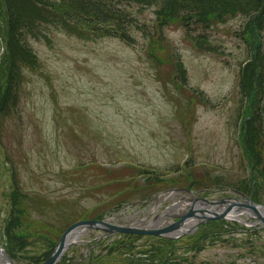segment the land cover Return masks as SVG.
Listing matches in <instances>:
<instances>
[{
  "label": "rangeland",
  "instance_id": "1",
  "mask_svg": "<svg viewBox=\"0 0 264 264\" xmlns=\"http://www.w3.org/2000/svg\"><path fill=\"white\" fill-rule=\"evenodd\" d=\"M140 7L135 4L129 8L137 19L132 25L135 42L131 44L114 37L81 39L54 25H45L28 38L39 66L25 71L19 105L0 134L5 181L0 192V243H6L3 229L12 209L9 163L23 188L43 191L51 201L63 200L60 207L25 204L33 222L27 224L32 226L30 237L18 252L17 264H29L31 258L46 250V238L58 240L64 232L62 221L93 218L102 209L105 216H113L121 224L167 225L183 214L194 198L185 190L170 189L175 186H190L197 195L211 200L241 199L233 188H244L240 183L247 177L246 160L238 143L239 75L242 61L250 52L240 36L246 15H233L226 22L213 24L212 29L166 26L167 44H162L155 57L145 48L149 31L154 30L156 6ZM6 16V12L0 14V63L7 53ZM192 35L205 37L201 46ZM175 49L187 70L185 82L201 91L205 102L189 91L181 93L175 81L164 87L158 78L159 72L176 75ZM190 99L194 103L187 102ZM259 111L263 118L264 94ZM187 158L193 161L182 168V173H175L184 174L176 180L145 179L129 185L133 191L125 199L129 203L112 207L109 202L95 207L111 194L103 186L113 185L110 200L115 203V187L131 180L97 177L104 172L93 168V162L124 160L166 170ZM78 163L84 166L78 168ZM201 167L208 169L210 179L194 175V170ZM214 176H223L225 185ZM258 181L253 195L264 202V180L259 176ZM137 182L138 177L134 179ZM147 183L155 186L146 187ZM218 183L221 185L215 186ZM62 209L70 212L61 218ZM242 219L240 224L227 220L223 228L208 232L199 243H190L193 239L176 243L170 257L191 264H264V229L248 231L245 221L254 218L242 215ZM42 224L52 225L50 233L41 228ZM100 235L96 229L83 231L68 248L66 263L88 262L93 241ZM116 239L130 240L116 235L100 242L94 252L100 264H115V260L128 258L133 252L137 257L150 256L158 244L154 239L139 238L119 250L115 249Z\"/></svg>",
  "mask_w": 264,
  "mask_h": 264
},
{
  "label": "trees",
  "instance_id": "2",
  "mask_svg": "<svg viewBox=\"0 0 264 264\" xmlns=\"http://www.w3.org/2000/svg\"><path fill=\"white\" fill-rule=\"evenodd\" d=\"M134 4L141 6L142 9L156 6V30L149 33L147 49V52L155 57L163 48L162 44H167L168 36L164 33L166 26L183 27L187 30L192 29L194 25L210 28L212 24L226 22L229 17L238 13L246 15L247 20L240 35L250 46L251 56L242 69L240 93L244 115L241 123L240 143L247 157L248 169L251 174L248 181L251 183L248 185L246 183L243 191L251 192L249 195L258 201V196H254L253 193L259 185L258 177L260 176L264 180V117L262 118L259 111L264 94V0H60V2L53 0H0V14L6 12L7 15L4 37L7 53L0 63V134L5 120L18 107L26 77L25 71L27 69L36 70L39 66L38 56L28 43L30 35H35L45 25H54L81 39L114 37L131 44L135 42L132 25L137 22V19L129 8ZM192 37L196 40L199 39L197 41L199 46H201L202 39L205 38L204 36L197 38L194 35ZM172 54L174 67L179 70L180 78H184L186 69H184L182 61L180 57L175 56L174 52ZM159 74L158 78L165 83L164 85L173 81V76L161 75L160 72ZM176 85L181 93L189 91L185 83H182L185 87L178 83ZM200 95H196L198 100L205 102L204 96L200 97ZM192 103L194 102L192 101ZM126 170L122 172L121 170L102 169L104 173L100 171L98 174L104 178H126L139 173L137 169ZM144 170L141 173H144ZM206 173L207 171H194L195 176L198 174L207 176ZM254 182H256L255 185ZM13 188L10 197L12 209L5 227L7 238L5 246L9 254L14 259H18V252L26 247V240L30 237L29 230L32 226L31 223L27 224L33 222L25 204L28 202L60 207L61 203L59 200L51 201L50 198L44 196L27 194L17 182L16 177L13 179ZM129 194L131 193L125 194L124 199ZM68 212L70 211L62 209L61 218ZM62 222H64V229L71 223V221ZM223 224V221H214L203 226L199 234L191 238L193 240H190V243H199L198 240L204 238L208 232L223 228ZM41 228L50 233L48 228H52V225L44 224ZM122 238L130 240L116 239L115 249L122 250L128 241L139 238L154 239L158 244L155 245L154 252L150 256L137 257L136 252H133V255L128 258L120 261L115 260V264H191L186 259H178L177 256L170 257L175 250L174 246L178 243L174 240L128 234L123 235ZM46 239H48L46 250L31 258L29 264H39L50 256L58 240L53 237ZM66 259L69 261L68 256H64L59 264L73 263L72 261L66 263ZM90 264H100V260L96 258L95 254Z\"/></svg>",
  "mask_w": 264,
  "mask_h": 264
},
{
  "label": "water",
  "instance_id": "3",
  "mask_svg": "<svg viewBox=\"0 0 264 264\" xmlns=\"http://www.w3.org/2000/svg\"><path fill=\"white\" fill-rule=\"evenodd\" d=\"M190 194L194 196L193 203L190 206L189 210L183 213L177 221L169 223L162 227H146V226H136V225H124V224H113L106 220H81L76 223L70 225L66 231L61 236L57 246L55 247L52 255L41 264H57L62 255L68 249V247L73 243L67 245V239L71 233H73L76 229H100L103 230L104 233L102 237L120 234V233H136V234H144V235H156L163 237H179L184 234H188L198 228L200 224L215 220V219H231L229 215L233 211V209H250L255 213V216L258 218V223H264V213L260 210L264 204H256L251 201L246 195L241 194L243 196L244 201H232L228 198H222L217 200H209L203 197H197L192 191H188ZM202 202L203 204H207L210 206H218V205H226L223 210L215 211L211 210L207 207H197V203ZM199 220L192 227L188 229H183L184 225L187 221L190 220ZM181 231L177 235H172L177 231ZM0 249L4 256L8 259L10 264H16L9 256V254L5 251L4 247L0 244ZM1 264V263H0Z\"/></svg>",
  "mask_w": 264,
  "mask_h": 264
},
{
  "label": "bare ground",
  "instance_id": "4",
  "mask_svg": "<svg viewBox=\"0 0 264 264\" xmlns=\"http://www.w3.org/2000/svg\"><path fill=\"white\" fill-rule=\"evenodd\" d=\"M221 208H215V211H220ZM260 210L263 211L264 213V206L260 208ZM253 211L250 209L247 210H242V209H238L235 208L233 209V211L231 212V214L229 215V218L231 219H237V218H242V215H252ZM243 220V219H242ZM198 220L193 219L190 221H187L185 226H184V230L190 228V226H192V224L194 225V223H196ZM84 231V229H76L73 233H71L67 239V245L70 244L71 242H74L75 240H77L79 238V236L82 234V232ZM179 233V232H178ZM0 263L1 264H10L9 261L3 257L1 250H0Z\"/></svg>",
  "mask_w": 264,
  "mask_h": 264
}]
</instances>
